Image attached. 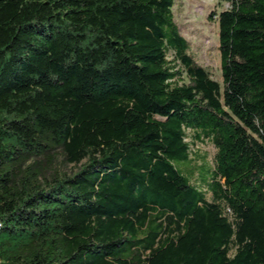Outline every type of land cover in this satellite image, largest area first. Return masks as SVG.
<instances>
[{"label":"trees","instance_id":"obj_1","mask_svg":"<svg viewBox=\"0 0 264 264\" xmlns=\"http://www.w3.org/2000/svg\"><path fill=\"white\" fill-rule=\"evenodd\" d=\"M227 1L220 84L174 0H0V264H264V0Z\"/></svg>","mask_w":264,"mask_h":264},{"label":"rangeland","instance_id":"obj_2","mask_svg":"<svg viewBox=\"0 0 264 264\" xmlns=\"http://www.w3.org/2000/svg\"><path fill=\"white\" fill-rule=\"evenodd\" d=\"M229 7L227 0H174L172 6L174 20L181 35L189 43V50L195 61L220 84H222V76L217 14ZM167 56L170 59L171 53L168 52ZM184 82H187L186 77ZM190 151L191 163L188 167L193 168L203 163L212 164L215 148L210 142H198L191 146ZM69 169L70 167L67 171ZM191 180L196 182L193 177Z\"/></svg>","mask_w":264,"mask_h":264}]
</instances>
